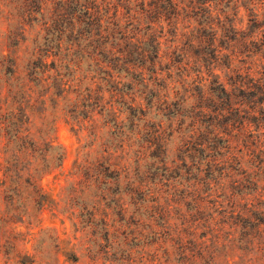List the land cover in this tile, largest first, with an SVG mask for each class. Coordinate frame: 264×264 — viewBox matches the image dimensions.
Masks as SVG:
<instances>
[{"label": "rangeland", "instance_id": "obj_1", "mask_svg": "<svg viewBox=\"0 0 264 264\" xmlns=\"http://www.w3.org/2000/svg\"><path fill=\"white\" fill-rule=\"evenodd\" d=\"M80 1L0 0V264H264V0Z\"/></svg>", "mask_w": 264, "mask_h": 264}, {"label": "trees", "instance_id": "obj_2", "mask_svg": "<svg viewBox=\"0 0 264 264\" xmlns=\"http://www.w3.org/2000/svg\"><path fill=\"white\" fill-rule=\"evenodd\" d=\"M77 1H78V3L76 4V9H80V15L81 16H79V18L76 20V22H75L74 19L72 21L68 22V27H71L72 28L71 29L72 32L74 33L75 28H76V26H77L78 23L79 24L80 23H84L88 27H91L92 25H96V26H98V28H100L101 26L99 25V23L101 22V19H102L101 16L102 15L100 14L99 9L96 10V11H94L91 14L89 12V10H94V8H97L95 5L92 8H90V9L88 7H86V9H85L84 8V4H82V2L80 0H77ZM166 2H167V5H168L167 9H169L168 14L171 15V16L178 15V12H179V4L176 3L174 0H166ZM162 8L155 7V11L154 12L156 13L157 17H159V18H161L163 16V12H165V10H166V8L165 9L164 8L162 9ZM82 17H85V19L82 20L81 19ZM68 27H64V23H63L62 25H60V27L57 30L60 31V32H62L64 30H67ZM85 32L87 33V35H89L88 38H87V39H89L91 37V31H85ZM214 36L215 35H213V37ZM79 38L80 39H83L84 38V35L82 34L81 37H79ZM128 55L131 56L130 53H128ZM137 55L140 58H144V54L143 53H138ZM157 57H158L157 51H155L154 55H149L148 56V58L152 62V64L154 63L153 60L154 59H157ZM212 90L213 91L220 90V92L226 94V90L223 87H220V89H219V87H217V88L212 89ZM260 100L262 102L264 101V99H261V98H260ZM228 101L229 102H232L230 98H228ZM262 102H260V103H262ZM233 104L236 105V104H239V102L238 103H233ZM240 105H243V103H241ZM199 256L201 257L202 255L200 254Z\"/></svg>", "mask_w": 264, "mask_h": 264}]
</instances>
